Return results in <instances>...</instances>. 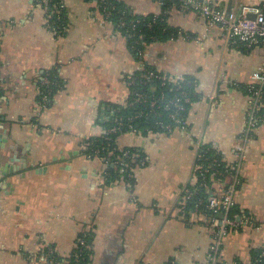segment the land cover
<instances>
[{"label":"crops","instance_id":"obj_1","mask_svg":"<svg viewBox=\"0 0 264 264\" xmlns=\"http://www.w3.org/2000/svg\"><path fill=\"white\" fill-rule=\"evenodd\" d=\"M219 8L263 0H208ZM138 14H160L154 0H126ZM67 30L55 36L35 0H0V264H41L47 245L70 255L80 233L92 231L87 264H203L213 238L201 213L185 215L182 191L194 184L199 148H216L228 164L238 161L235 204L246 213L222 243L221 259L250 262L264 244V125L246 134L249 97L244 87L264 65V49L233 47L218 26L195 12L173 8L170 26L190 38L146 47L142 63L173 77L197 81L186 128L170 134H122L118 146L143 151L148 164L134 185L105 186L102 161L84 154V141L102 134L106 104L123 103L125 77L141 62L126 40L85 0H63ZM62 86L39 100L45 71ZM230 181V180H229ZM217 194L223 185L215 184Z\"/></svg>","mask_w":264,"mask_h":264},{"label":"trees","instance_id":"obj_2","mask_svg":"<svg viewBox=\"0 0 264 264\" xmlns=\"http://www.w3.org/2000/svg\"><path fill=\"white\" fill-rule=\"evenodd\" d=\"M85 1L90 4L93 3V0ZM159 1L163 2L162 0ZM174 6L180 9V5ZM41 7L45 12V20H48L46 27L55 36L64 35L67 30V14L63 0H48L47 6L42 5ZM172 8L171 4L166 2L161 6L160 14L143 15L136 13L127 4L126 0H101L100 2L99 12L109 11L110 15L106 20L126 40L132 56L143 64V70L146 73H153V76L147 79L141 77V73H144L143 70L134 71L131 75L126 76L125 81L129 83L127 99L123 103L106 104L102 107L98 124L105 132L100 136L90 137L84 141V154L87 157L106 158L108 165L103 174L105 186L123 182L127 187L132 188L134 185V177H130V174L134 176L132 169L136 170L148 164L147 157L142 150L134 147L122 148L118 146L119 137L122 134L129 133V126L137 130L142 136H148L151 133L170 134L186 120L191 105L198 98L195 91L197 81L193 77L183 76L174 82L163 83L155 75L170 77L169 75L142 63L143 52L150 44L176 40L181 35H188L190 38V35L181 29L169 25L168 15ZM238 49L247 51L251 48L248 49L239 45ZM44 77L47 79L48 84L40 85V94L52 98L54 92L62 86V81L58 78L54 69L45 71L42 75V78ZM244 91L248 96L250 95L248 85L244 87ZM139 94L146 99L145 102H135ZM150 100L157 101V108L149 106ZM175 101H178V104L184 107L183 111L177 113L176 107L173 105ZM174 113H177L176 117L171 118V114ZM101 114L107 116L108 120L101 121ZM259 114H262V111ZM116 126H120V128L114 132L107 131ZM118 158L123 159L124 163L117 165L115 170L111 163ZM196 166L208 168V172L203 173L202 170L195 169L193 174L197 178L196 181L183 189L181 206L184 208L185 215L188 216L191 212L196 211L203 214L209 221L211 217H221L226 214L229 219L241 222L246 213L235 203L227 212H224L221 208L215 210L207 207L209 199L212 197L219 198L222 195V193H216L215 184L223 185V191L230 185L235 175L233 164H228L216 148L203 145L197 152ZM121 169L123 171H120ZM239 185L240 181L236 186V190ZM184 190H189L191 193V196L187 199L183 197L185 195ZM241 225L242 223L240 227ZM77 238L83 239L84 244L74 246L72 252L68 255L67 264H76L73 255L78 257L77 264H87L90 260L93 241L92 231H84ZM220 254L215 264H244L239 259L227 263L221 259ZM51 257L55 262L61 260V257L55 251L51 254ZM164 264L177 263L173 259H169ZM203 264H207L206 261ZM249 264H264V244L250 250Z\"/></svg>","mask_w":264,"mask_h":264},{"label":"built area","instance_id":"obj_3","mask_svg":"<svg viewBox=\"0 0 264 264\" xmlns=\"http://www.w3.org/2000/svg\"><path fill=\"white\" fill-rule=\"evenodd\" d=\"M156 1L159 6L161 7L164 3L168 2L171 4L173 8H176L174 5H180L179 8L184 11H191L195 12L201 17H203L208 26H218L224 32L226 38L228 39L229 43L238 48L239 45L244 46L245 48H252V47H261L264 49V0L262 3L258 5H242L239 4L230 10H226L224 8H219L213 5L208 0H159ZM166 1V2H165ZM100 2L101 0H93V14L101 16L105 21L109 17L110 13L107 12H99L100 11ZM40 6H47L48 0H35ZM172 8V9H173ZM103 9H105L103 7ZM253 17V18H251ZM108 22V21H107ZM45 25H48V20H45ZM182 38L188 39L189 36H180ZM179 37V38H180ZM178 39V38H177ZM138 70H143V64L140 65ZM137 71V70H136ZM141 73V77L144 79L150 78L153 76V73ZM166 74V73H164ZM168 75V74H167ZM158 79H160L163 83L165 82H174L179 80L181 77H170L164 75H155ZM48 84L47 79L44 77L41 79L40 85ZM125 85L128 89L129 83L125 81ZM250 95L248 100V108H247V126H246V134L249 135L252 133L257 127L264 125V65L258 67L251 73V82L248 85ZM129 92L127 94V97ZM40 102L46 103L48 98L47 96L39 95ZM146 99L139 94L136 97L135 102H145ZM174 107H176V111H183L184 107L178 104V101L173 102ZM149 106L152 108H157V101L150 100ZM262 111V114H259ZM177 113L171 114V118H175ZM101 121H107L108 117L101 114ZM119 125V124H118ZM117 127V128H116ZM107 131H116L120 128V126H116ZM186 128V120L183 121L180 127L175 129H182ZM129 133L140 135L137 130L133 129L129 126ZM106 131V132H107ZM105 132L102 130V133ZM154 134V133H151ZM149 134V135H151ZM101 135V134H100ZM99 135V136H100ZM246 155V148L241 147L238 149V161L234 163L235 175L230 183V185L223 191L221 197L216 198L212 197L209 199L207 207L209 209H217L221 208L224 212H227L230 207L235 203L234 202V195L236 192V186L239 184V177H238V170L241 165V161L245 158ZM105 164L107 168V161L106 158H100ZM147 161V158H146ZM148 162V161H147ZM123 159H116L114 162L111 163L113 168L116 170L117 165L123 164ZM105 168V170H106ZM195 169H200L202 172H208V168H202V166H196ZM103 168L101 169V171ZM104 170V172H105ZM120 171H123L122 169ZM135 169H132V173L134 174ZM103 172V174H104ZM130 177H134L130 174ZM196 181V177H194ZM185 195L183 197L185 199L191 196L189 190H184ZM183 198V199H184ZM208 225L213 231V238L210 246L208 247L207 254H206V263L207 264H215L218 261V257L220 254L221 246L225 236L231 232L236 231L239 227L241 222L229 219L226 214L221 217H211L209 218ZM82 245L84 244V240L81 238H77L75 245ZM54 253L52 247L47 245H42L39 249V259L42 262L41 264H67L69 256L61 257L60 261H53L51 254ZM74 262L77 264L78 257L73 255Z\"/></svg>","mask_w":264,"mask_h":264},{"label":"water","instance_id":"obj_4","mask_svg":"<svg viewBox=\"0 0 264 264\" xmlns=\"http://www.w3.org/2000/svg\"><path fill=\"white\" fill-rule=\"evenodd\" d=\"M251 18H253V17H251ZM9 173H10V171H7V170L4 168L3 170H1V177H0V179H1L2 177L6 176V175L9 174Z\"/></svg>","mask_w":264,"mask_h":264},{"label":"rangeland","instance_id":"obj_5","mask_svg":"<svg viewBox=\"0 0 264 264\" xmlns=\"http://www.w3.org/2000/svg\"><path fill=\"white\" fill-rule=\"evenodd\" d=\"M100 160H101V159H100ZM101 161H102V160H101ZM102 168H103V170L100 171V173H99L101 178H103V172H104V170H105V168H106V167H105V164H103V161H102ZM102 168H101V169H102Z\"/></svg>","mask_w":264,"mask_h":264}]
</instances>
